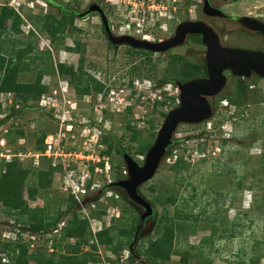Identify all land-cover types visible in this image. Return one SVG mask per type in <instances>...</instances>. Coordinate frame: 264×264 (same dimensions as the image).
<instances>
[{
	"label": "rangeland",
	"instance_id": "1",
	"mask_svg": "<svg viewBox=\"0 0 264 264\" xmlns=\"http://www.w3.org/2000/svg\"><path fill=\"white\" fill-rule=\"evenodd\" d=\"M6 1L0 0V4ZM54 1L56 2L54 6L37 4L35 9L25 7L23 12L28 22H25V26L22 25L24 34L16 35L15 38L27 39L26 31L30 27L28 24L35 26L31 21L34 16H44L49 12L61 17L66 9L84 11L91 3L96 2L107 9L117 33L133 32L150 40L159 41L172 36L181 22L196 19L203 7L202 0ZM224 2L225 10L233 16L250 15L264 18V0ZM99 20L96 13H91L87 17L76 16L75 26L82 29V32L77 33L71 28L59 46L51 41L46 31L37 28L36 35L32 37L36 48L30 56L42 58L45 56V49H49L54 64L66 62L78 67L81 53L68 50L66 47H74L76 41L80 40L85 46L83 51L85 73L104 83L108 93L93 91L90 95L93 101L87 103L85 95H79L76 88L70 85L67 98L78 103L75 114L79 115L73 114L74 121H88V126L103 129V133L108 131L121 141V145L129 153L143 163L165 121L162 113L169 112L179 105L180 91L175 82V75L169 74L164 78L172 55L181 54L192 62L202 63L205 61L207 46L189 39L184 46L166 53L152 54L151 60L147 54L131 51L127 46H122L115 52L111 49L112 46L108 45ZM218 25L226 44L264 50L263 37L250 33L244 35L239 25L230 21ZM176 65L180 67L182 61L177 60ZM37 71L34 67L23 72L20 79L33 80ZM226 74L229 77L228 85L219 96L211 99L215 110L213 117L200 124H181L175 135L177 142L171 148L172 153L165 157L155 177L141 187L143 195L156 209V221H148L144 232L138 241L136 240V245L133 243L135 238L133 239V248L137 251L140 263L130 258L129 238L119 236L118 229H115L114 244L117 245L121 241L123 245L118 250H112L99 244L98 249L94 251L98 261L90 264H205L206 261H210V264H238L240 261L256 264L253 259L258 257L259 264H264V78L253 75L247 80L248 95L244 97L241 105H237L229 99L222 98L226 95L236 99L238 95V77L231 73ZM43 81L50 82V88L59 92L57 96L61 100L59 103L61 111L55 110V114L63 115L64 106L70 104L60 92L59 76L56 73H48ZM156 94L162 96L158 100L159 103L151 101ZM100 95H104L102 101L99 100ZM0 97L2 101L6 97L18 99L17 94L1 92ZM172 97L178 99L173 100ZM101 102L106 103V109ZM128 107H132V114L128 115ZM246 107L248 108L245 109ZM46 113L49 115V112L44 110L30 109L0 124V153L1 151L5 154L15 153L16 148L22 143L29 147L26 148V152L33 153L37 151L36 133L53 132L63 127L67 129V124L57 122L55 115L45 116ZM67 117L70 118V115L64 113L63 118ZM96 118L97 121L101 119V122H96ZM127 124L139 131V140L131 139L133 130L128 129ZM18 125L24 130L25 136H14L15 142L10 141L8 133L13 132ZM83 127L78 126L76 130ZM103 133L99 136L101 143L102 137L109 135ZM3 138L6 139L3 141L4 144ZM81 139L78 131L77 140ZM147 144L149 147H145ZM141 149L144 152L139 153ZM24 154L14 160L20 166H31V156ZM112 156L119 173L126 167L123 156L116 151ZM179 159H183L188 166L187 169L175 168ZM43 161L42 163H47ZM5 164V158L0 154V169H5ZM32 181L33 175H29L28 184ZM60 185L61 180L56 177L52 189L48 193L40 191L35 199L29 196L28 189L25 188L24 199L31 207L53 204L56 198L66 199L68 193ZM112 190L114 194L121 192L114 188ZM171 195L174 201L169 200ZM112 197H108L104 204H101L107 208V214L100 217L101 223L95 221L96 231L106 224L110 225L111 219H115L116 226L127 228L137 215L121 197L116 198L115 195ZM99 204L100 202L97 207H100ZM66 207L65 203L63 208ZM3 209V203L0 202V247L4 249L1 256L5 264L10 263L12 255L9 250H5L8 242L21 240L29 244L30 253L42 249L47 255L52 254L54 249L52 242L58 240L61 227L63 228L72 217L71 213L64 216L57 226L59 232L55 228L40 234L21 231L22 234L19 235V232L13 229L16 217L9 216ZM168 220L173 221L176 228L180 226L174 241L175 249L179 252L173 254L169 260L154 262L147 251L151 241L159 237L161 228ZM17 228L21 226L18 224ZM65 241L74 244L76 239L68 238ZM90 250V246H84V251ZM183 256L187 261L183 260ZM34 263L32 260V264Z\"/></svg>",
	"mask_w": 264,
	"mask_h": 264
},
{
	"label": "trees",
	"instance_id": "2",
	"mask_svg": "<svg viewBox=\"0 0 264 264\" xmlns=\"http://www.w3.org/2000/svg\"><path fill=\"white\" fill-rule=\"evenodd\" d=\"M49 5L54 6L56 2L54 0H46ZM75 18L69 9L61 14V17L56 16L53 13H46L44 16L32 17V23L35 24L34 29H31L27 33V39L15 38L16 35L24 34L22 25L25 24V19L18 13L13 7L8 5V0L0 4V92H15L18 95V101L21 103V108H12V113L2 119L0 124L6 123L8 118L20 115L30 109H39L38 100L42 94L50 90V85L43 82L44 76L48 73H56L60 78L67 79L71 85H73L78 94L84 96L91 94L93 91L97 93L105 92L108 93V89L105 84L99 81L97 78L85 73L83 64V51L85 46L80 40L76 41L74 47H66L68 50H72L81 53L80 64L78 67L69 65L66 62L54 64L51 57V51L47 50L45 56L31 57L30 54L35 50L36 44L32 39L36 35L37 28L41 31H46L51 41L59 46L61 45L64 38L70 32L71 28L77 33H81L82 29L75 26ZM10 22V23H9ZM10 24V25H9ZM193 40L201 42V39L197 35H193ZM133 51H139L150 56L154 54L152 51L144 49H133ZM177 60L182 61V65L177 67ZM37 68V75L33 80L22 81L20 76L23 72H27L33 68ZM167 73L164 78H167L169 74H174L175 78L180 81H188L192 78L199 77L206 74V67L203 63L192 62L181 54L172 55L170 65L167 67ZM239 84L237 87L238 95L236 99L224 95L223 99H229L232 103L241 105L244 97L248 95L249 82L247 79L238 77ZM163 79L160 81L162 82ZM173 100L178 99L172 97ZM155 103H159L157 100ZM3 108L0 104V112ZM43 111V110H42ZM127 113L132 114V107H128ZM164 117L167 116L168 112L162 113ZM45 116H52L50 113ZM128 129L133 130L131 139L133 141L139 140V131L130 124H127ZM49 131H42L37 134L36 149H44L45 138ZM103 134H109L108 136L102 137V142L106 144L107 149H104L102 153L113 155L116 151L122 154V149L127 150L121 141L114 135H111L108 131ZM203 134V133H201ZM14 136H25L24 130L18 126L15 127L13 132L8 133L10 141L15 142ZM141 145V144H140ZM149 144L145 147H149ZM27 145L21 144L16 148V151H25ZM140 152H144L142 149ZM138 153V154H139ZM172 153V149H169L168 154ZM143 154V153H142ZM123 156V154H122ZM114 164V176L117 180L123 179L126 175L121 172H117V164L112 156ZM5 169H0V202L3 203L4 212L9 216L16 217V224L13 229L19 232V235L23 232H30L32 234H40L41 232H50L56 228L59 232L58 224L63 220L67 213H71L72 217L61 227V234L58 240L55 239L53 243V253L47 255L42 249H39L35 253L29 252V244L23 243L21 240L16 242H8L5 245V250H9L12 253L11 261L7 264H90V262H97L98 257L94 251L99 247V244H103L112 250H118L123 245L120 241L117 245L115 242L114 230L118 229L117 234L128 237V241L132 244L135 231L137 230L138 224L140 223V217L138 212L130 205L128 199L119 192V196L123 202L128 203L131 206V210L136 212L135 219L129 227H118L115 224V219H111L110 225H105L101 230L93 231L91 221L83 217L78 208V201L74 196H68L66 199L56 198L53 204H46L45 206L31 207L24 199V190L28 189V194L32 198H37L40 191L48 193L55 182L56 172L58 168L53 167L51 164L46 163L39 167L30 164L31 166H20L17 161L11 162L5 161ZM4 165V164H3ZM175 168L178 170H185L188 168L187 164L183 159H179L176 163ZM29 175H33V181L28 184ZM242 183L239 184V187ZM113 198V197H112ZM169 200L174 201V197L171 195ZM66 203V208L63 205ZM104 202H100L99 206L92 211V216L101 220L107 214V208L104 207ZM159 232L160 235L154 241H151V246L147 251L148 256L154 260L166 261L169 260L173 254L179 251L175 249L174 241L178 229L173 221L168 220ZM18 224L21 228H17ZM94 232V233H92ZM68 238H75L74 244L67 243L65 240ZM93 240V242H91ZM84 246H90V251H84ZM4 249L0 247V264L3 263L1 254ZM59 251V252H58ZM130 258L133 261L139 262L137 251L130 249ZM184 261H187L186 257H182ZM152 260V262H153ZM254 263L259 264L260 258L253 259ZM140 263V262H139ZM205 264H210V261H206ZM238 264H247L245 261L239 262Z\"/></svg>",
	"mask_w": 264,
	"mask_h": 264
},
{
	"label": "water",
	"instance_id": "3",
	"mask_svg": "<svg viewBox=\"0 0 264 264\" xmlns=\"http://www.w3.org/2000/svg\"><path fill=\"white\" fill-rule=\"evenodd\" d=\"M205 10L210 14L226 15L222 10L212 8L208 0ZM91 13H99L109 31V37L117 45L129 44L137 49L155 53H166L172 49L184 46L191 35H202L203 43L207 46L205 55L207 76L193 78L188 81H177L180 91L179 105L170 110L160 128L154 144L148 150L143 163H140L128 150L122 149L123 159L127 168V176L109 184L124 194L126 198L145 208L142 216L155 215L152 202L143 195L141 187L152 180L169 149L177 142L175 135L181 124H200L210 120L214 115V105L210 98L219 96L226 88L229 71L233 76L249 80L253 75L264 78V50H252L242 47L224 46L218 32L201 20H186L181 22L175 33L159 41L138 39L132 36L115 35L109 25V18L100 4H92L81 17ZM239 21L250 30L261 32L264 36V22L245 15Z\"/></svg>",
	"mask_w": 264,
	"mask_h": 264
},
{
	"label": "built area",
	"instance_id": "4",
	"mask_svg": "<svg viewBox=\"0 0 264 264\" xmlns=\"http://www.w3.org/2000/svg\"><path fill=\"white\" fill-rule=\"evenodd\" d=\"M64 1L71 2L73 0ZM37 4L46 6L49 5L46 0H8V5L20 13L26 22H28V20L24 15V8L29 7L35 9ZM25 25L26 24H23V26ZM28 25L30 26L29 29L27 31L25 30L27 33L30 32L31 27L34 29L32 24ZM60 81V92L63 94L65 101L70 104L68 106H64L63 112L65 114L68 113L70 118H63L64 113L63 115L55 114V110L61 111V107L59 105L61 100L57 96L59 92L55 89L53 90L50 88V90L43 93L41 98L38 100V104L42 110L49 112L52 116L55 115L57 120L55 118L54 119L57 122L67 124V129H63V127L59 130L57 129L53 132H49L45 138L44 149L42 150H37L33 153H28L26 150H20L15 151V153L12 154H5L4 151H1L0 154L5 158L6 162H11L16 157H20L23 153H25V156H31V164L34 166L39 167L46 164L42 163V160H44L43 162L47 161V163L51 164L53 167L58 168L55 179L56 177H59L61 180V188L68 193V196L72 195L75 197L78 201V208L81 215L91 221L92 228L94 230L95 221L101 223V220L93 217L91 215V211L97 208L99 202H104V200L108 197H112L114 195L116 198L120 197L119 193L114 194V190L109 188V184L117 180L114 176V164L111 155L102 153L104 149H107L106 144L99 141V136L103 133V129H97L95 126H88V121H74L73 114L74 116L79 115L77 113L75 114L78 103L73 102V99L67 98L66 94H68L67 91L71 85L70 82L66 79L63 80L62 78H60ZM44 83L48 85L51 84L46 81ZM51 92H54V94L51 95ZM1 93H7L9 95L16 94L15 92ZM90 95L91 94H87L84 97L87 103H91L93 101V98L91 99ZM161 98L162 96L156 94L151 101L155 103ZM103 99L104 95H100L99 100L102 101ZM101 103H103V108L106 109V103ZM0 104L3 108V111L0 112V121L12 113L13 107L16 109L21 108V103L18 100H13L12 97H6L3 101L0 97ZM96 122H101V119L100 121H97L96 118ZM78 126L84 127L80 130H76V127ZM78 131L82 137L79 141L77 140ZM5 140V138L2 139V144H4L3 141ZM28 148L29 147H27V149ZM123 173L127 176L126 167L124 168ZM102 228L103 227H100L98 230H101Z\"/></svg>",
	"mask_w": 264,
	"mask_h": 264
},
{
	"label": "flooded vegetation",
	"instance_id": "5",
	"mask_svg": "<svg viewBox=\"0 0 264 264\" xmlns=\"http://www.w3.org/2000/svg\"><path fill=\"white\" fill-rule=\"evenodd\" d=\"M203 1V7H202V9L200 10V14H199V16L196 18V19H194V20H201V21H204V22H206L207 24H209L210 26H212L217 32H218V34H219V36H220V39H221V42H222V44L224 45V46H231V45H228V44H226L225 42H224V39H223V36H222V30H221V28L219 27V25L218 24H224V23H227L228 21H230V22H233L235 25L237 24V25H239V28H240V31L244 34V35H246L247 33H250V34H256V35H259V36H261V37H263L264 38V36L262 35V33L261 32H258V31H253V30H250V29H248L247 27H245V26H243L242 24H241V22L239 21V19H240V17H236V16H233L231 13H229V12H227L226 10H225V8H224V0H208L209 1V3L211 4V6H212V8H214V9H217V10H222L226 15H220V14H210V9L208 10L209 12H206V8H205V2H206V0H202ZM233 1H238V0H233ZM92 4H96V2H93V3H91L90 5H89V7L92 5ZM97 4H99V3H97ZM88 7V8H89ZM101 7L105 10V12H106V14H107V9L104 7V6H102L101 5ZM87 8V9H88ZM87 9H85L84 11H86ZM69 11L70 12H72L74 15H76L77 17H81L80 16V14L82 13V12H84V11H77L75 8H70L69 9ZM90 15V14H89ZM96 15L97 16H99V24L101 25V30H102V33H103V35H104V37H105V39L107 40V42H108V45L109 46H112V48L111 49H113V51H118L119 49H120V47H122V46H127L128 48H130L131 49V51H133V49L135 50H137V48H134V47H132V46H130L129 44H120V45H117V44H115L114 42H112L111 40H110V37H109V31L107 30V28H106V25H105V22H104V20H103V17L99 14V13H96ZM108 15V14H107ZM88 16V15H87ZM87 16H84V17H87ZM255 18H257V19H259V20H261V21H263L264 22V18H261V17H256V16H254ZM108 18H109V25H110V28H111V30H112V32L115 34V35H118V36H123V35H127V36H132V37H135V38H138V39H148V38H145V37H142V36H140V35H138V34H135V33H133V32H129V33H117L116 31H115V29H114V26H113V23L111 22V20H110V17L108 16ZM197 36H199L200 37V39H201V42H197V43H199V44H203V45H205L204 43H203V38H202V35H197ZM189 39H193V35H191L190 37H189ZM188 39V40H189ZM173 50V49H172ZM262 50V49H261ZM171 51V50H170ZM155 53V52H154ZM204 65H205V67H206V74L205 75H202V76H199V77H206L207 76V66H206V59H205V61L204 62H202ZM226 73H230L229 71H227ZM199 77H195V78H199ZM262 78V77H261ZM193 79V78H192ZM177 81H180V80H178V79H175V82H177ZM87 95V94H86ZM214 97H212V98H210V99H213ZM247 106V105H246ZM248 107H246L245 109H247ZM243 115H244V113H243ZM123 194V193H122ZM124 195V194H123ZM125 197V196H124ZM126 198V197H125ZM126 199H128V198H126ZM128 201H129V203H130V205L138 212V214H139V217H140V223H139V225H138V227H137V230H136V232H135V236H134V238H135V240H134V242L133 243H135V245L137 244V241H138V239L140 238V236H141V234L144 232V230H145V228H146V225H147V223H148V221H150V220H152L153 222H155L156 221V214L155 215H150V216H147L144 220H142V216H143V214H144V212H145V208H143L141 205H136L135 203H133L132 201H130L129 199H128ZM155 212H156V209H155ZM137 240V241H136ZM131 244L130 246H131V249H134L133 248V245L134 244Z\"/></svg>",
	"mask_w": 264,
	"mask_h": 264
},
{
	"label": "crops",
	"instance_id": "6",
	"mask_svg": "<svg viewBox=\"0 0 264 264\" xmlns=\"http://www.w3.org/2000/svg\"><path fill=\"white\" fill-rule=\"evenodd\" d=\"M48 46H49V45H48ZM49 47H50V46H49ZM45 50L47 51V50H49V49H45ZM46 51H45V52H46ZM94 230H95V229H94ZM97 231H99V230H97ZM97 231L95 230V232H97Z\"/></svg>",
	"mask_w": 264,
	"mask_h": 264
},
{
	"label": "clouds",
	"instance_id": "7",
	"mask_svg": "<svg viewBox=\"0 0 264 264\" xmlns=\"http://www.w3.org/2000/svg\"><path fill=\"white\" fill-rule=\"evenodd\" d=\"M50 48H51V46H50ZM113 189V188H112Z\"/></svg>",
	"mask_w": 264,
	"mask_h": 264
}]
</instances>
